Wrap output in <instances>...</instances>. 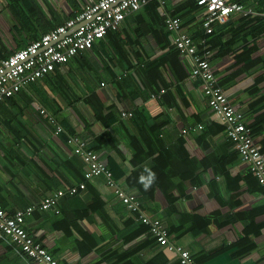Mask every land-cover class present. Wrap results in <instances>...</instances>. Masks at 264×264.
Returning <instances> with one entry per match:
<instances>
[{
  "label": "crops",
  "instance_id": "0c3cea01",
  "mask_svg": "<svg viewBox=\"0 0 264 264\" xmlns=\"http://www.w3.org/2000/svg\"><path fill=\"white\" fill-rule=\"evenodd\" d=\"M96 1L0 0V60ZM239 1L252 13L231 14L211 35L188 0H166L162 12L149 3L90 51L0 102V207L9 214L34 207L23 227L59 263L178 264L103 176L63 196L57 214L38 209L57 190L84 182L86 166L66 140L74 135L192 263L264 264L263 189L165 27L166 17L178 18L198 54L210 52L218 85L264 156V0ZM149 171L155 178L145 187ZM0 264L34 263L0 235Z\"/></svg>",
  "mask_w": 264,
  "mask_h": 264
},
{
  "label": "built area",
  "instance_id": "2783aa9c",
  "mask_svg": "<svg viewBox=\"0 0 264 264\" xmlns=\"http://www.w3.org/2000/svg\"><path fill=\"white\" fill-rule=\"evenodd\" d=\"M191 1L201 13V27L207 35L213 32L214 25H225L233 13H240L243 16L252 13L250 9L233 0ZM152 2L157 3L161 12L163 11L166 0H98L86 5L80 13L68 19L63 25L43 34L39 40L0 60V102L11 99L22 88L54 72L57 66L65 65L80 53L90 51L96 41L118 30L128 15ZM260 15L264 17V11ZM165 27L175 34L173 43L176 50L182 56L188 57L191 62L190 78L198 81L210 111L223 126L226 137L234 144L242 163L249 166L264 195V156L254 143L252 129L244 122L243 114L231 104L218 85L208 62L210 52L205 50L203 55L198 54L192 39L180 31L178 18L166 17ZM38 112L47 118L57 133L62 131L53 117L42 109ZM121 116L131 117L132 113L122 112ZM67 143L73 145V153L86 166L84 182L57 190L40 202L39 210H53L57 214L59 212L56 208L57 203L63 196L74 195L85 189L86 180L103 176L120 202L136 215L137 221L148 227L155 241L178 256V264H196L190 261L187 250L169 240L168 230L160 220L150 218L133 195L127 194L116 185L109 170L98 160L94 152L86 148L84 141L71 137ZM34 209L30 206L9 214L0 207V235L18 246L21 253L34 264H61L40 243L34 241L23 227L24 217Z\"/></svg>",
  "mask_w": 264,
  "mask_h": 264
},
{
  "label": "clouds",
  "instance_id": "9594fccd",
  "mask_svg": "<svg viewBox=\"0 0 264 264\" xmlns=\"http://www.w3.org/2000/svg\"><path fill=\"white\" fill-rule=\"evenodd\" d=\"M146 171H148V170L146 169ZM154 178H155V173L149 171L148 180H147V183H145V187L149 186V184L154 180ZM140 180H141V182H144L145 177L142 175L140 177Z\"/></svg>",
  "mask_w": 264,
  "mask_h": 264
},
{
  "label": "trees",
  "instance_id": "16d2710c",
  "mask_svg": "<svg viewBox=\"0 0 264 264\" xmlns=\"http://www.w3.org/2000/svg\"><path fill=\"white\" fill-rule=\"evenodd\" d=\"M188 1H189V2H187V3H189V4H190V3L192 4V2H193V1H191V0H188ZM233 1H236V2L241 3V1H239V0H233ZM154 3H155V2H154ZM193 3H194V2H193ZM156 4H157V3H156ZM191 4H190V7L193 6V5H195V4H192V5H191ZM158 10L161 11V9L159 8V6H158ZM210 35H211V34H210ZM38 80H39V79H38ZM60 127H61V126H60ZM61 128H63V127H61ZM223 130H224V129H223ZM62 131H63V130H62ZM71 137H74V135H68L66 140L68 141V139H70ZM229 140H230V139H229Z\"/></svg>",
  "mask_w": 264,
  "mask_h": 264
}]
</instances>
